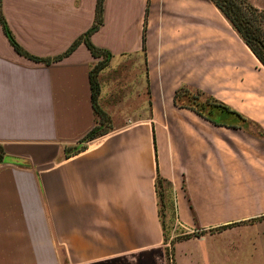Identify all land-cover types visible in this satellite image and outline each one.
<instances>
[{
    "label": "crops",
    "instance_id": "1",
    "mask_svg": "<svg viewBox=\"0 0 264 264\" xmlns=\"http://www.w3.org/2000/svg\"><path fill=\"white\" fill-rule=\"evenodd\" d=\"M95 1L2 0V11L17 43L47 57L92 24ZM147 1L105 0L91 40L112 52L98 73L111 126L69 156L98 123L89 70L101 57L81 42L49 63L29 58L0 23V264L5 248L143 264L165 248L157 172L187 233L257 217L237 205L264 213V65L211 0H150L143 51ZM181 86L230 110L205 100L198 112L186 92L175 101Z\"/></svg>",
    "mask_w": 264,
    "mask_h": 264
},
{
    "label": "trees",
    "instance_id": "2",
    "mask_svg": "<svg viewBox=\"0 0 264 264\" xmlns=\"http://www.w3.org/2000/svg\"><path fill=\"white\" fill-rule=\"evenodd\" d=\"M217 8L221 11V13L226 17V19L231 23L233 28L237 31V33L241 36V38L244 40V42L247 44V46L252 50V52L255 54V56L260 60V62L264 65V10L259 9L255 5H253L249 0H211ZM104 3L105 0H96L95 1V8H94V18L92 24L81 34H79L72 43L67 47L65 51H63L60 54L54 55V56H47V57H40L34 54H31L24 50L15 40L10 28L8 27L7 21L3 15L2 11V0H0V23L5 31V34L9 38L10 42L13 44L15 49L29 57L35 60H41L46 63H49L53 60L61 59L62 57L68 55L71 53L79 43L83 42L86 44L88 49L90 50L91 54L94 57H101L89 70V80H90V86H91V100L93 108L98 115V123L94 125L81 139H79L78 143L75 145H70L65 147V155L69 156L71 154L77 153L80 150L84 149L85 147V141L92 139L96 136H99L101 134H104L107 132L111 126L110 123V117L109 115L102 109L98 102V94H99V80H98V73L103 68L110 57L112 56V52L104 47H101L99 45H96L91 40V35L93 32H95L99 27L103 24L104 21ZM149 0L147 1L146 7H145V13H144V25L142 30V49L145 50V40H146V19L149 11ZM186 92L187 99L185 101V105H189L198 112L200 111V107L203 105L202 103L198 102V105L196 104V98L192 96V93L197 92H191L188 91V89L184 86L179 87L175 92V101L176 98L179 97L180 94H183ZM199 93L202 94L201 91L198 90ZM193 97V98H191ZM209 97L211 100L212 98ZM189 102V103H187ZM211 102L213 105L219 106L222 109L230 110V108L221 102L216 101L213 99ZM184 104V103H183ZM155 141V139H154ZM4 148L0 144V162L4 159ZM165 182L168 186V191L171 196L170 202L168 204L169 209L175 214V218L177 219V212H176V204H175V197L173 192V187L171 184V181H169L167 178L163 177L159 172H157L156 179H155V185H156V194H157V204H158V214L159 219L161 222L162 227V235H163V245L165 246V251L167 253V258L170 262V255H173V245L175 242L189 239L191 237H200L202 233H199L198 231H194L192 233H185L177 235L176 237L169 240V237L166 234V230L164 228V222L161 219V208H163L165 204L164 200V192H162L161 184ZM173 195V196H172ZM256 218H253L251 221H253ZM238 223L233 222L229 224H224L218 227L209 228L207 231L212 232L214 231H220L222 229H226L230 227L231 225ZM202 232H205L206 230H201ZM170 247V248H169Z\"/></svg>",
    "mask_w": 264,
    "mask_h": 264
},
{
    "label": "rangeland",
    "instance_id": "3",
    "mask_svg": "<svg viewBox=\"0 0 264 264\" xmlns=\"http://www.w3.org/2000/svg\"><path fill=\"white\" fill-rule=\"evenodd\" d=\"M253 5L259 9L264 10V0H249ZM150 6V0L149 4ZM117 59H120L117 57ZM117 61V60H115ZM192 93L191 95L196 98V104L206 101H212L204 94ZM193 98V97H191ZM162 192H164L165 204L161 208V219L164 222V228L169 240L177 235L185 234L188 229L180 225L179 221L175 218V214L169 209L170 194L168 191L167 183L161 184ZM173 196V195H172ZM251 205L236 206L243 210L245 216L252 214L254 217L249 220L240 221L231 225L230 227L220 231H205L202 232L197 225L193 231L199 233H211V236L204 238L191 237L189 239L175 242L173 245V255H170V262L168 260L165 248H156L147 253V260L143 264H264V213L252 211ZM251 216V217H252ZM225 230V231H224ZM190 232V233H192ZM170 248V247H169ZM9 249L5 248L4 264H65L62 260V253L60 248H52V252H48V248L42 252L35 253L33 260L30 259L31 254L26 252L30 248H15L18 253H11ZM36 249V248H35ZM39 249V248H37ZM21 260H16L21 258ZM132 264H139L133 262Z\"/></svg>",
    "mask_w": 264,
    "mask_h": 264
}]
</instances>
